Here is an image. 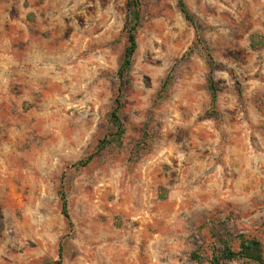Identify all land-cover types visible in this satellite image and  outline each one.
<instances>
[{
	"label": "rangeland",
	"instance_id": "rangeland-1",
	"mask_svg": "<svg viewBox=\"0 0 264 264\" xmlns=\"http://www.w3.org/2000/svg\"><path fill=\"white\" fill-rule=\"evenodd\" d=\"M184 2L214 60L218 120L178 0H141L122 143L96 153L112 133L126 0H0V264H193L239 236L264 255V45H251L264 0Z\"/></svg>",
	"mask_w": 264,
	"mask_h": 264
},
{
	"label": "trees",
	"instance_id": "trees-1",
	"mask_svg": "<svg viewBox=\"0 0 264 264\" xmlns=\"http://www.w3.org/2000/svg\"><path fill=\"white\" fill-rule=\"evenodd\" d=\"M140 5L141 0H126L127 15L122 26V33H124L126 36V45L123 49L121 63L116 72V76L118 78L116 96L113 100V104L108 115L112 133L109 134L108 139L103 138L98 141L96 145V153L112 143H117L118 145H121L122 143L124 127L120 118V111L122 107L121 99L123 87L128 83V74L132 65V58L137 50L136 32L140 24ZM178 7L183 18L188 23H190L194 29L196 45L201 47L205 54V61L208 68V73L205 77L206 89L210 98L207 115L214 118L215 120H218L219 115L217 112V89L211 75L212 69L214 67V60L212 59L206 40L203 37L202 31L204 28L199 24L198 19L189 11L184 0H178ZM251 45H264V38L259 37L258 41L252 40ZM172 79V73L168 72L159 86V89L156 93V99H163L166 97ZM144 136H146V138L144 137V140H146L148 138L147 134ZM94 154L95 153L90 154L85 159L79 160L74 164V166H85L92 159ZM58 195L60 214L66 224L68 231L72 232L73 224L69 214L67 194L64 188V183L61 180ZM215 240L219 241V244H213L210 248V253L194 251L190 254V261L193 264H228L229 262L233 261L264 264L262 244L254 237L246 238L239 236L237 250L232 249L225 239L220 240L217 237ZM56 264H59V262Z\"/></svg>",
	"mask_w": 264,
	"mask_h": 264
}]
</instances>
